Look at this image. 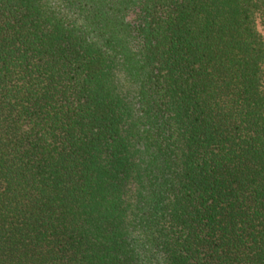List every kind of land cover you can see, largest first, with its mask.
<instances>
[{
    "label": "trees",
    "instance_id": "obj_1",
    "mask_svg": "<svg viewBox=\"0 0 264 264\" xmlns=\"http://www.w3.org/2000/svg\"><path fill=\"white\" fill-rule=\"evenodd\" d=\"M264 0H0V264H264Z\"/></svg>",
    "mask_w": 264,
    "mask_h": 264
},
{
    "label": "rangeland",
    "instance_id": "obj_2",
    "mask_svg": "<svg viewBox=\"0 0 264 264\" xmlns=\"http://www.w3.org/2000/svg\"><path fill=\"white\" fill-rule=\"evenodd\" d=\"M258 29L260 30V32L263 34L264 36V23L261 22V19H258Z\"/></svg>",
    "mask_w": 264,
    "mask_h": 264
}]
</instances>
